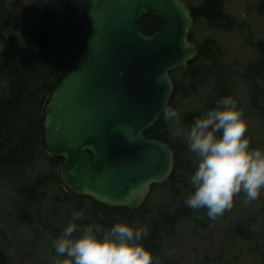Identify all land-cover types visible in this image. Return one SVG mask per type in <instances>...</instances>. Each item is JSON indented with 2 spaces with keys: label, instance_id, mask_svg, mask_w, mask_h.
I'll return each mask as SVG.
<instances>
[{
  "label": "trees",
  "instance_id": "16d2710c",
  "mask_svg": "<svg viewBox=\"0 0 264 264\" xmlns=\"http://www.w3.org/2000/svg\"><path fill=\"white\" fill-rule=\"evenodd\" d=\"M225 2L226 0H203L200 5L190 7L194 23L204 19L209 26L219 31L230 32L236 29L234 19L225 9ZM36 3V21L31 36L21 41L6 39L5 47L0 52V184L12 191L14 208L8 223L15 227L19 224L32 226L39 222L45 229L49 227L47 240L50 241L47 242L52 243L49 244L52 253L46 262L36 264H51L52 258L57 255L53 241L71 219L74 210H83L84 217H93L95 222L106 229L117 221H98L96 217L103 210L110 211L112 216H118L121 220L129 214L127 223L137 217L136 221H141L147 229L142 243L152 251L154 258L164 264H170L164 241L175 235V229L179 225L194 220L207 227L219 218H210L206 208L192 209L178 200V190L181 191V187L187 188V176L192 171L187 162V147L184 146L183 149L182 145L172 140L170 126L164 114L144 133L145 137L165 142L173 149L175 165L169 179L162 185L152 186L149 197L137 209L111 208L88 197L64 191L56 172L62 159L51 157L42 143V108L53 87L69 70L81 65L86 59L84 44L88 30L86 12L89 0H37ZM11 4L10 0H0L1 29L5 23L18 15V9L14 11ZM158 27L159 22L154 17L145 16L140 20V29L145 35L153 34ZM239 29H242L241 25ZM196 40L194 33L190 32L189 41L195 43ZM247 45L256 52V57L245 65L241 77L249 86L250 112L257 113L264 122V39L249 40ZM214 53H218L214 41L205 40L200 45L197 57L188 63L185 71L176 70L170 74L175 89L169 105L179 111L180 123L187 129H190L197 116H202L208 109L215 107L218 98L231 95L230 91L222 86L221 79L213 67L208 70L198 67L202 58L212 61ZM177 72L188 80L183 89H180L177 79H174V73ZM207 84L212 87L203 102L202 110L196 107L180 112L177 105L179 98L193 94L197 86ZM250 141L251 146L255 147L253 139L250 138ZM159 189L169 191L168 201L162 202V206L150 216L149 222L144 223L139 218L140 212L147 214L145 209ZM59 192L64 193L65 197L54 195ZM55 203L59 204L58 208H54ZM45 206L47 208L42 213ZM49 213L52 218L49 222H53L51 226L48 225L49 222L42 220H46L45 216ZM222 223L224 243L229 244L233 240L239 248L233 252L237 256L236 259L227 264L237 263L239 256H244L250 246L260 248V242L264 241L263 232L259 240H254L253 234L256 230H252L250 223L244 220ZM255 259L264 264V251H259ZM0 264H11L7 252L1 246Z\"/></svg>",
  "mask_w": 264,
  "mask_h": 264
},
{
  "label": "water",
  "instance_id": "95a60500",
  "mask_svg": "<svg viewBox=\"0 0 264 264\" xmlns=\"http://www.w3.org/2000/svg\"><path fill=\"white\" fill-rule=\"evenodd\" d=\"M151 16V35L140 20ZM85 61L69 70L42 108L41 139L61 158L57 179L64 191L111 208L137 209L175 165L173 149L147 138L175 89L171 72L185 71L200 46L189 41L194 24L183 0H89ZM34 8L23 15L31 36ZM5 36L0 27V52Z\"/></svg>",
  "mask_w": 264,
  "mask_h": 264
},
{
  "label": "rangeland",
  "instance_id": "374dc122",
  "mask_svg": "<svg viewBox=\"0 0 264 264\" xmlns=\"http://www.w3.org/2000/svg\"><path fill=\"white\" fill-rule=\"evenodd\" d=\"M11 7L14 11L18 9L17 17L3 25V33L6 39L24 40L21 22L25 12L34 8L36 12L37 0H10ZM203 0H185L190 7H196ZM19 7V8H18ZM225 9L229 12L235 21L236 29L230 32L219 31L209 26L204 19H199L198 23L193 25L191 32L196 37L198 46L203 44L205 40H213L215 49L218 53H214L215 57L211 61L208 58H202L198 62V67H213L221 79L222 86H225L231 93L232 97L238 101L239 108L243 111V116L247 122L248 128L246 135L253 139L255 147L264 148V122L257 113L250 112L249 107V86L241 77L245 65L255 59L256 52L247 45V42L255 41L258 38L264 39V0H226ZM241 25L242 29H239ZM239 30H242L240 32ZM248 38H251L248 40ZM215 51V50H214ZM208 67V68H207ZM178 72L180 70H177ZM174 73V79L178 81L180 89L184 88L187 78ZM210 72V71H209ZM210 84L206 86L200 85L195 89V93L189 94L183 98H179L178 107L180 112L198 107L202 110L203 102L207 99V95L211 91ZM48 95L46 96L47 99ZM45 99V100H46ZM170 126L171 138L175 143H179L187 147L188 165L192 167L191 174L197 167L198 157L191 152L187 145V128L180 122L174 120H166ZM47 153V152H46ZM41 163V162H40ZM42 164V163H41ZM58 169V168H57ZM57 172V171H56ZM190 174V175H191ZM190 175H188L187 188L181 187L178 190L180 197L179 202L185 203V200L191 193L192 186L190 184ZM187 182V180H186ZM64 190V189H63ZM60 198H64L65 194L59 192ZM182 195V197H181ZM12 191L0 184V246L7 252L11 264H36L46 262L52 253L51 246L47 240L49 227L44 228L41 223L34 225L19 224L12 226L8 223L11 214L14 213L12 207ZM169 191L159 189L154 193L149 201L147 214L140 212V217L144 223L149 222L150 216L154 215L157 209L162 206V202L168 201ZM178 200H174L177 202ZM49 203V202H47ZM48 206V204H46ZM47 206L42 209V213ZM59 204L55 203L54 208H58ZM129 214L124 219L118 216H112L108 210H103L96 217L98 221L105 222H126ZM43 218L44 222H49L52 218L50 213ZM135 220L129 222L133 226H142V222ZM244 220L250 223L252 230H256L253 234L254 240H259L264 233V191L261 192L259 198L249 201L246 194L241 191L234 197L233 206L226 209L222 215L207 227L199 225L196 221H185L175 230V235L168 237L164 241V249L170 264H227L236 259L234 251L239 248L233 242L225 244L224 240V224L223 221ZM93 217H82L77 224L82 229L88 224H96ZM6 225V226H5ZM49 226L53 222H49ZM228 226V225H227ZM225 227V229L227 228ZM258 231V232H257ZM263 232V233H262ZM48 241V242H47ZM260 248L250 246L244 256H239L235 264H261L259 259H255L259 251H264V241L260 242ZM249 252V254H248ZM240 255V254H239ZM250 255V256H249ZM252 257L254 258L252 260ZM154 264H164L161 260L154 259ZM232 264V263H231Z\"/></svg>",
  "mask_w": 264,
  "mask_h": 264
},
{
  "label": "clouds",
  "instance_id": "9594fccd",
  "mask_svg": "<svg viewBox=\"0 0 264 264\" xmlns=\"http://www.w3.org/2000/svg\"><path fill=\"white\" fill-rule=\"evenodd\" d=\"M166 120L180 122L179 111L165 105ZM247 122L238 101L231 95L217 99L216 106L197 116L187 130V145L198 157L190 175L192 191L185 200L192 209H207L210 218L222 215L233 206L234 197L243 191L256 200L264 191V148L252 147ZM83 210H74L71 219L53 241L51 264H154V255L142 240L147 229L126 222L110 228L77 221Z\"/></svg>",
  "mask_w": 264,
  "mask_h": 264
},
{
  "label": "flooded vegetation",
  "instance_id": "af4514ba",
  "mask_svg": "<svg viewBox=\"0 0 264 264\" xmlns=\"http://www.w3.org/2000/svg\"><path fill=\"white\" fill-rule=\"evenodd\" d=\"M190 7V6H189ZM194 25V24H193Z\"/></svg>",
  "mask_w": 264,
  "mask_h": 264
}]
</instances>
